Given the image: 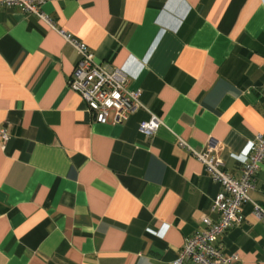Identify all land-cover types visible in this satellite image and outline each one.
<instances>
[{
  "label": "crops",
  "instance_id": "0c3cea01",
  "mask_svg": "<svg viewBox=\"0 0 264 264\" xmlns=\"http://www.w3.org/2000/svg\"><path fill=\"white\" fill-rule=\"evenodd\" d=\"M38 3L53 27L0 7V264H173L220 191L179 141L216 147L240 178L264 133V0ZM65 34L147 110L97 123L68 86ZM152 115L163 124L142 134ZM250 199L222 238L233 264H264V162Z\"/></svg>",
  "mask_w": 264,
  "mask_h": 264
},
{
  "label": "built area",
  "instance_id": "2783aa9c",
  "mask_svg": "<svg viewBox=\"0 0 264 264\" xmlns=\"http://www.w3.org/2000/svg\"><path fill=\"white\" fill-rule=\"evenodd\" d=\"M3 6L36 15L51 27L54 26L41 10L38 0H0V7ZM64 36L79 56L68 80V86L82 97L87 112L97 123L108 124L111 113L114 114L115 123H122L137 111L147 110L141 100L142 90L129 89L130 78L124 70H107L102 63L95 60L94 53L85 43L76 41L67 34ZM162 124V120L152 115L149 121L139 125V131L152 136ZM9 138V132L0 126V141L6 143ZM179 144L187 148L204 166L209 177L220 186V191L212 205V212L217 218H202L204 229L185 240L173 264H233L239 260V256L225 252L222 238L230 229L242 224L244 217L241 208L244 204L252 202L250 193L256 188L257 175L264 162V133L258 134L253 140L249 161L240 178H234L228 173L224 160L216 154V147L208 146L204 151H197L183 140H180ZM253 206L255 217L264 218V210L256 203H253Z\"/></svg>",
  "mask_w": 264,
  "mask_h": 264
}]
</instances>
